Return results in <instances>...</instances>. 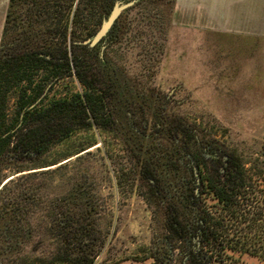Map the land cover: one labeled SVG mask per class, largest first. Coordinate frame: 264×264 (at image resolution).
<instances>
[{
	"label": "rangeland",
	"instance_id": "rangeland-1",
	"mask_svg": "<svg viewBox=\"0 0 264 264\" xmlns=\"http://www.w3.org/2000/svg\"><path fill=\"white\" fill-rule=\"evenodd\" d=\"M7 3L0 0V44L4 39L18 45L33 32L44 41L62 42V29H50L63 24L62 15L53 20L56 25L44 22L48 28L43 29L18 12L21 16L3 37ZM173 5L153 0L127 8L103 56L143 93L157 97L159 111L183 118L204 140L242 160L252 182L264 189V40L182 27L174 20ZM100 10L85 7L76 35L98 29ZM71 80H60L51 94ZM14 108L12 95L8 113ZM141 120L135 118L134 126ZM120 136L93 127L42 156L0 159V205L9 206L0 218V264H55V242L76 204L89 206L91 237L97 236L93 264H161L150 252L164 233L162 208L139 177L131 145ZM204 199L206 206L215 202L210 195ZM4 227L7 234L19 228L20 235L3 236ZM228 253L232 258L226 264H264L247 254Z\"/></svg>",
	"mask_w": 264,
	"mask_h": 264
},
{
	"label": "trees",
	"instance_id": "trees-1",
	"mask_svg": "<svg viewBox=\"0 0 264 264\" xmlns=\"http://www.w3.org/2000/svg\"><path fill=\"white\" fill-rule=\"evenodd\" d=\"M114 1L8 0L3 37L21 16L18 12L26 13L43 29L49 23L56 25L53 20L62 15L63 24L50 29L60 27L63 36L61 43L44 41L35 32L28 35L26 31L29 43L24 37L18 45L1 39L0 158L15 153L22 158L42 156L93 127L119 131L137 156L140 179L162 208L164 233L150 252L154 262L226 264L231 251L264 263V198L258 197L264 189L252 182L242 160L222 150L229 155L227 163L210 162L204 149H209L206 143L211 142L194 126L159 111L157 97L143 93L95 47L78 43L97 30L84 37L76 35L85 7L98 5L102 19ZM143 1L153 0L138 3ZM46 21L48 26L43 25ZM116 28L110 42L116 39ZM68 77L72 78L70 85L51 94L57 83ZM12 95L15 108L9 114ZM141 117L140 126H134L135 118ZM204 195L215 202L206 206ZM6 209L8 205H0V218ZM90 215L87 204L71 205L69 223L62 226L61 238L55 242L59 252L55 264L94 263L97 236L91 237L94 224ZM20 230L12 228L7 234L4 227L1 233L17 238Z\"/></svg>",
	"mask_w": 264,
	"mask_h": 264
},
{
	"label": "crops",
	"instance_id": "crops-1",
	"mask_svg": "<svg viewBox=\"0 0 264 264\" xmlns=\"http://www.w3.org/2000/svg\"><path fill=\"white\" fill-rule=\"evenodd\" d=\"M174 20L185 28L264 40V0H174Z\"/></svg>",
	"mask_w": 264,
	"mask_h": 264
},
{
	"label": "flooded vegetation",
	"instance_id": "flooded-vegetation-1",
	"mask_svg": "<svg viewBox=\"0 0 264 264\" xmlns=\"http://www.w3.org/2000/svg\"><path fill=\"white\" fill-rule=\"evenodd\" d=\"M116 1H123V2H127V1H130V0H115L114 1V3L116 2ZM114 3H113V5H114ZM138 3V0L134 3V5L135 4H137ZM113 5H112V7H113ZM133 6V5H132ZM112 7L110 8V10L112 9ZM126 10V9H125ZM125 10H123L122 12H121V14L119 15V17L115 20V22L113 23V25L111 26V28L109 29V31L107 32V34L98 42V43H96L94 46H92V47H95V49H97L98 51H99V53H100V56L102 57V55H103V53H104V50H105V48H106V46L110 43V39H111V37L113 36V32H114V29L116 28V25H117V21H119V18L121 17V15L124 13V11ZM110 12V11H109ZM108 15V14H107ZM107 15L105 16V17H107ZM105 17H103L102 19H101V22H102V20L105 18ZM101 24V23H100ZM99 28V27H98ZM89 38V37H88ZM87 39V38H86ZM48 85L45 87V90H44V92H43V94L42 95H44V93L48 90ZM41 95V96H42ZM37 102V101H36ZM34 104H32L31 106H33ZM207 144V146H210L209 147V149H204V154H205V156L208 158V159H210V162H214V161H217L218 163L219 162H221V165H225L226 163H227V160H228V157H229V155L228 154H226V153H224L223 151H222V149L220 148V147H218V146H216L215 144H209V143H206ZM214 147V148H213ZM11 156V155H10ZM12 156H14V157H17V153H15L14 155H12ZM3 157V156H2ZM1 157V158H2ZM0 158V159H1ZM220 167H223V166H220ZM221 170H223V168L221 169Z\"/></svg>",
	"mask_w": 264,
	"mask_h": 264
},
{
	"label": "water",
	"instance_id": "water-1",
	"mask_svg": "<svg viewBox=\"0 0 264 264\" xmlns=\"http://www.w3.org/2000/svg\"><path fill=\"white\" fill-rule=\"evenodd\" d=\"M137 0H130L127 2H123V1H116L112 7V9L110 10V12L108 13L107 17H105L99 28L96 30V32L89 38L83 40V41H79L78 43L81 44H88L90 47L94 46L96 43H98L109 31V29L111 28V26L113 25V23L115 22V20L119 17V15L121 14V12L129 7H131L132 5H134V3Z\"/></svg>",
	"mask_w": 264,
	"mask_h": 264
}]
</instances>
